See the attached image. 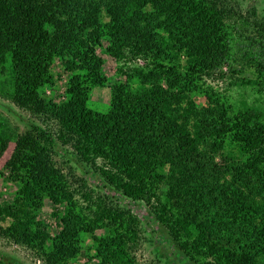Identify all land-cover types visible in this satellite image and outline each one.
Returning <instances> with one entry per match:
<instances>
[{
    "label": "trees",
    "instance_id": "trees-1",
    "mask_svg": "<svg viewBox=\"0 0 264 264\" xmlns=\"http://www.w3.org/2000/svg\"><path fill=\"white\" fill-rule=\"evenodd\" d=\"M233 11L228 0H0L3 89L58 123L57 132L32 124L15 137L6 169L20 188L0 204L1 235L48 264H68L82 234H91L94 264H140L133 248L141 220L113 204L119 192L147 204L189 263L264 264V100L233 103L204 88L206 78L227 76ZM254 27L264 38V24ZM104 43L126 80L100 112L89 100L106 84L94 51ZM252 54L234 68L235 85L264 93V57ZM57 59L69 74L59 103L42 94L55 84ZM249 69L254 79L242 77ZM10 140L0 132V160ZM59 143L92 166L87 173L105 193L88 190L86 205L80 201L55 159ZM46 201L55 208L54 234L42 218ZM0 264L13 263L0 253Z\"/></svg>",
    "mask_w": 264,
    "mask_h": 264
},
{
    "label": "rangeland",
    "instance_id": "rangeland-1",
    "mask_svg": "<svg viewBox=\"0 0 264 264\" xmlns=\"http://www.w3.org/2000/svg\"><path fill=\"white\" fill-rule=\"evenodd\" d=\"M228 4L234 11L232 19L229 20V23L232 24V56L222 67L227 76L224 78H206L204 88L214 90L225 100L229 99L233 103L248 101L249 103L255 102L260 105L263 101L259 100H264L262 89L260 90L259 86L254 85L246 87L236 86V77H240V75L235 73L234 68H240L242 65L248 64L245 59L246 54L252 56V53H255L264 57V38L258 35L254 27L256 23L264 24V0H228ZM106 19L108 18L106 17ZM106 46L107 43H104L102 46L94 48V51L103 58L102 72L106 79V84L102 87H94L89 100V106L100 112H106L110 108L112 86L115 83L126 80L125 74L120 73L118 70V62L109 56ZM52 73L55 77V84L45 86L42 94L48 99H53L59 103L66 97L69 74L60 59L55 61ZM242 77L254 79L256 76L250 71ZM5 82H7L6 75L0 74V132H6L11 137L9 147L0 160V204L5 202L12 203L20 188L19 183L9 179V173L6 169V164L15 148V137L30 130L32 124L49 128L54 132L58 131V123L55 120L40 114H34L17 105L8 95L9 88L6 92L4 91ZM196 102L199 106L208 103L206 96L201 93L196 95ZM72 150L70 144L59 143L55 159L69 177L73 187L79 191L77 196L80 201L86 205L83 195H81L82 193L88 190H95V195H98L105 193L107 189L104 188V182L100 178L87 173V171H94L92 166L81 164L69 155ZM223 158L222 155L217 157L219 161H222ZM110 199H112L114 205L131 208L141 220L140 237L133 248V254L140 264H192L173 245V240L169 237L167 231L152 220L149 216V207L145 202L132 201L119 192H114V196L110 197ZM110 199L108 201H111ZM54 211V206L46 201L42 210V218L48 223L49 229L53 234L57 228V220L53 216ZM2 225L6 226L7 223H2ZM80 245V253L70 260L68 264H94L97 259H95L96 251L93 247L92 235L83 233ZM0 253L13 264H48L36 251L5 238L1 233Z\"/></svg>",
    "mask_w": 264,
    "mask_h": 264
}]
</instances>
